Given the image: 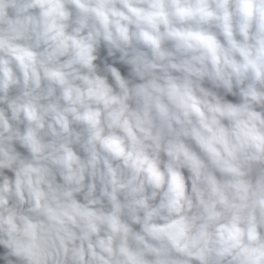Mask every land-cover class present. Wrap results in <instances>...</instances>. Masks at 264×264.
I'll use <instances>...</instances> for the list:
<instances>
[{"label":"clouds","instance_id":"1","mask_svg":"<svg viewBox=\"0 0 264 264\" xmlns=\"http://www.w3.org/2000/svg\"><path fill=\"white\" fill-rule=\"evenodd\" d=\"M0 264H264V0H0Z\"/></svg>","mask_w":264,"mask_h":264}]
</instances>
